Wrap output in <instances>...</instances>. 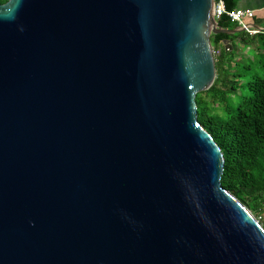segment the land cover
Segmentation results:
<instances>
[{
    "label": "water",
    "instance_id": "water-1",
    "mask_svg": "<svg viewBox=\"0 0 264 264\" xmlns=\"http://www.w3.org/2000/svg\"><path fill=\"white\" fill-rule=\"evenodd\" d=\"M213 3H0V264H264L198 120Z\"/></svg>",
    "mask_w": 264,
    "mask_h": 264
},
{
    "label": "trees",
    "instance_id": "trees-1",
    "mask_svg": "<svg viewBox=\"0 0 264 264\" xmlns=\"http://www.w3.org/2000/svg\"><path fill=\"white\" fill-rule=\"evenodd\" d=\"M224 1L228 10L239 7V0ZM219 24L238 27L226 15ZM212 43L217 76L197 94L198 120L224 154L223 187L264 219V33H220L212 35ZM237 43L244 50L254 46L253 53L238 50Z\"/></svg>",
    "mask_w": 264,
    "mask_h": 264
},
{
    "label": "built area",
    "instance_id": "built-area-1",
    "mask_svg": "<svg viewBox=\"0 0 264 264\" xmlns=\"http://www.w3.org/2000/svg\"><path fill=\"white\" fill-rule=\"evenodd\" d=\"M213 15L217 21H219L223 15H226L231 21L237 23L238 27L250 35L264 33V26H258L253 23L257 12L252 8L238 7L228 10L224 0H214ZM256 218L263 225V217L259 215L256 216Z\"/></svg>",
    "mask_w": 264,
    "mask_h": 264
},
{
    "label": "crops",
    "instance_id": "crops-1",
    "mask_svg": "<svg viewBox=\"0 0 264 264\" xmlns=\"http://www.w3.org/2000/svg\"><path fill=\"white\" fill-rule=\"evenodd\" d=\"M241 4L243 5L241 6L243 8H252L256 10L257 15L256 18L253 20L254 24H257L258 20L264 21V0H242Z\"/></svg>",
    "mask_w": 264,
    "mask_h": 264
},
{
    "label": "rangeland",
    "instance_id": "rangeland-1",
    "mask_svg": "<svg viewBox=\"0 0 264 264\" xmlns=\"http://www.w3.org/2000/svg\"><path fill=\"white\" fill-rule=\"evenodd\" d=\"M254 1V0H253ZM246 2V1H245ZM242 0H239V7H241V6H243L242 4ZM258 23H257V25L258 26H264V21H260V20H258L257 21ZM240 41V40H239ZM238 41V42H239ZM237 47H238V50H240V51H249V54L251 55L252 53H253V50H254V46L252 47V46H250L249 45V48L248 49H246V50H244L243 49V45L242 44H240V43H237ZM262 217H263V214H260ZM259 216V215H258Z\"/></svg>",
    "mask_w": 264,
    "mask_h": 264
}]
</instances>
